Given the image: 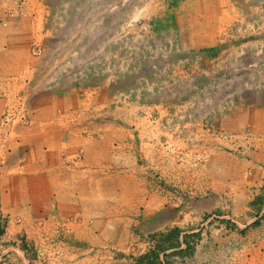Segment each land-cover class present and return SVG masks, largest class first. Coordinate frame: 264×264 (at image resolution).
Returning a JSON list of instances; mask_svg holds the SVG:
<instances>
[{
	"label": "crops",
	"instance_id": "obj_1",
	"mask_svg": "<svg viewBox=\"0 0 264 264\" xmlns=\"http://www.w3.org/2000/svg\"><path fill=\"white\" fill-rule=\"evenodd\" d=\"M58 12L53 0H0V264H33L32 245L38 264H94L149 235L179 237L162 252L177 251L210 204L234 193L248 205L264 183V105H237L211 129L175 96L147 105L112 74L78 80L51 52ZM262 231L245 255L234 244L238 264H264Z\"/></svg>",
	"mask_w": 264,
	"mask_h": 264
},
{
	"label": "rangeland",
	"instance_id": "obj_2",
	"mask_svg": "<svg viewBox=\"0 0 264 264\" xmlns=\"http://www.w3.org/2000/svg\"><path fill=\"white\" fill-rule=\"evenodd\" d=\"M53 4L63 28L58 29L60 42L55 41L51 52L66 58L67 69L79 70L78 80L112 74L120 88H142L147 105L156 97L175 96L182 105L179 110L187 108L193 119L195 114L196 121L201 119L211 129L237 105H264V0H53ZM256 188L257 193L247 192L248 205L234 193L226 196L224 205L210 204L212 218L203 232L184 237L185 246L177 251L162 252L180 246L179 237L149 235L146 247L129 252L114 248L94 260L91 254L92 263L238 264L234 244L245 255L242 250L250 237L263 232L264 183ZM252 216L259 217L251 221ZM31 251L26 256L33 264L43 260L44 253L35 245ZM248 261L244 258L242 264Z\"/></svg>",
	"mask_w": 264,
	"mask_h": 264
}]
</instances>
